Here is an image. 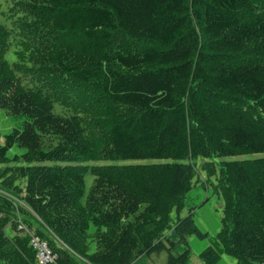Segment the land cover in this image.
Segmentation results:
<instances>
[{
    "label": "trees",
    "instance_id": "trees-1",
    "mask_svg": "<svg viewBox=\"0 0 264 264\" xmlns=\"http://www.w3.org/2000/svg\"><path fill=\"white\" fill-rule=\"evenodd\" d=\"M8 24L30 83L3 58ZM1 109L23 121L0 164L24 153L0 182V264H39L18 220L56 264H187L209 238L196 207L180 217L200 172L223 209L199 258L264 264V0H1Z\"/></svg>",
    "mask_w": 264,
    "mask_h": 264
},
{
    "label": "rangeland",
    "instance_id": "rangeland-1",
    "mask_svg": "<svg viewBox=\"0 0 264 264\" xmlns=\"http://www.w3.org/2000/svg\"><path fill=\"white\" fill-rule=\"evenodd\" d=\"M1 1V0H0ZM4 4V2L2 1ZM8 27L10 29L9 35L7 37V44L5 46V49L3 51V58L5 62L7 63L8 68L10 69V72L18 78L22 83H30L31 77V71H29V65L25 60L20 61L19 60V52L22 47L21 42V33L18 29L14 28L13 24H8ZM54 109L56 112H58V106H54ZM22 119L15 118L13 116H10L6 113L4 109L0 110V145L2 144V138L9 134L13 129L19 128V126L22 123ZM24 153V150H21L17 147H13L7 154L10 161L6 164H0V182L4 179V171L7 167L13 168L16 166H21L22 164L16 163L13 161V158L15 155ZM254 156V155H253ZM113 164H119V165H125L130 164L129 161H87L88 167L97 165H113ZM198 177H195L193 180V187L191 191L189 192V197L191 199L187 201L186 207L182 210L180 213V217H184L187 215L188 210L187 209H194L196 216H195V223L198 226V228L203 233H208L209 238L206 240H198L196 237L191 236L188 238V245L190 249L189 259L187 264H204V262L199 258V253L205 250L207 247H210L212 251L216 252V248L213 244L215 241V236L220 230V219L222 216V209H223V202L221 199H218L217 196L213 195L210 185L204 187V181H205V174L203 172H200ZM212 182L214 181L211 178ZM93 183V177L88 172L84 175V194L87 195L89 192L91 185ZM0 195L7 196L4 192H0ZM12 197V196H11ZM85 197V196H84ZM188 197V198H189ZM208 198V203L205 205V207H199L202 205V203L205 201V199ZM15 202L17 201L14 200ZM19 206L25 207L21 202H16ZM13 226L9 225L7 227V231L12 232ZM171 240H175V237L173 234H166V239L163 240V245L165 247H170ZM187 246L181 243H176L173 245V248L170 250L172 254L176 255L180 252H182ZM167 251L163 250L160 253L151 254L149 255L145 261V264H165L167 260ZM220 261L216 264H236V261L232 258L226 255L224 252L220 253ZM135 264H144L142 263V259L136 260Z\"/></svg>",
    "mask_w": 264,
    "mask_h": 264
},
{
    "label": "built area",
    "instance_id": "built-area-1",
    "mask_svg": "<svg viewBox=\"0 0 264 264\" xmlns=\"http://www.w3.org/2000/svg\"><path fill=\"white\" fill-rule=\"evenodd\" d=\"M19 228L21 229L22 227L20 226ZM31 244L37 251V257L41 264L55 263L56 256L52 255L45 243L33 236L31 239Z\"/></svg>",
    "mask_w": 264,
    "mask_h": 264
}]
</instances>
